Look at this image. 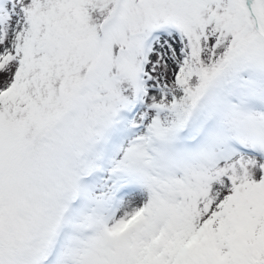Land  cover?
Listing matches in <instances>:
<instances>
[{
    "label": "snow or ice",
    "instance_id": "1",
    "mask_svg": "<svg viewBox=\"0 0 264 264\" xmlns=\"http://www.w3.org/2000/svg\"><path fill=\"white\" fill-rule=\"evenodd\" d=\"M0 264H264V0H0Z\"/></svg>",
    "mask_w": 264,
    "mask_h": 264
}]
</instances>
